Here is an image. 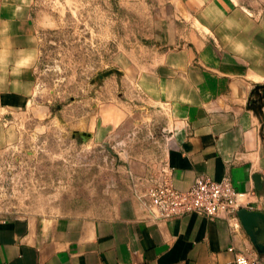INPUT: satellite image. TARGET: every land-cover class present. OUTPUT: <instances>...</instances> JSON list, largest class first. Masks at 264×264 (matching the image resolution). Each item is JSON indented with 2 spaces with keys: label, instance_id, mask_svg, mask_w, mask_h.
<instances>
[{
  "label": "crops",
  "instance_id": "0c3cea01",
  "mask_svg": "<svg viewBox=\"0 0 264 264\" xmlns=\"http://www.w3.org/2000/svg\"><path fill=\"white\" fill-rule=\"evenodd\" d=\"M119 2L118 12L143 9L128 11L127 23H143L133 38L154 43L152 63L134 81L171 128L164 162L173 186L228 177L246 193L242 207L264 217V0ZM40 20L38 0H0V141L5 115L35 99ZM111 117L86 116L78 132L105 140L119 123ZM129 166L138 175L151 171L146 162ZM254 240L261 253L237 215L190 212L154 221L128 195L101 216L0 215V264H234L230 247L264 262L259 219Z\"/></svg>",
  "mask_w": 264,
  "mask_h": 264
},
{
  "label": "rangeland",
  "instance_id": "374dc122",
  "mask_svg": "<svg viewBox=\"0 0 264 264\" xmlns=\"http://www.w3.org/2000/svg\"><path fill=\"white\" fill-rule=\"evenodd\" d=\"M119 1L38 0L35 99L2 121L0 215L101 216L133 197L130 163L163 166L171 128L134 81L152 63L154 43L133 38L143 23H127L128 11L143 9L118 12ZM102 115L119 117L105 140L78 132L82 118Z\"/></svg>",
  "mask_w": 264,
  "mask_h": 264
},
{
  "label": "built area",
  "instance_id": "2783aa9c",
  "mask_svg": "<svg viewBox=\"0 0 264 264\" xmlns=\"http://www.w3.org/2000/svg\"><path fill=\"white\" fill-rule=\"evenodd\" d=\"M170 175L165 162L156 171L130 175L132 195L151 220H166L190 212L235 217L236 211L243 208L246 193L236 191L228 177L214 180L208 176H197L187 189L180 190L173 186ZM229 250L233 252L234 264H264L250 252L234 247Z\"/></svg>",
  "mask_w": 264,
  "mask_h": 264
},
{
  "label": "water",
  "instance_id": "95a60500",
  "mask_svg": "<svg viewBox=\"0 0 264 264\" xmlns=\"http://www.w3.org/2000/svg\"><path fill=\"white\" fill-rule=\"evenodd\" d=\"M111 71H117V70H111ZM110 71V72H111ZM107 71L105 74L110 73ZM119 72V71H117ZM236 215L239 218L241 225L245 229L246 233L251 237L252 242L254 243L256 249L258 250L259 253L263 251L261 249V245L257 244L256 241L254 240V228L257 227V220L259 219L260 221L264 222V217L260 212L257 211H249L245 208H239L236 211Z\"/></svg>",
  "mask_w": 264,
  "mask_h": 264
},
{
  "label": "clouds",
  "instance_id": "9594fccd",
  "mask_svg": "<svg viewBox=\"0 0 264 264\" xmlns=\"http://www.w3.org/2000/svg\"><path fill=\"white\" fill-rule=\"evenodd\" d=\"M26 63V62H25Z\"/></svg>",
  "mask_w": 264,
  "mask_h": 264
}]
</instances>
